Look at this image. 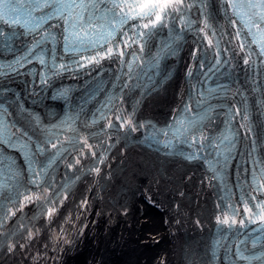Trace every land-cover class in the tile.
Instances as JSON below:
<instances>
[{"label":"snow or ice","instance_id":"obj_1","mask_svg":"<svg viewBox=\"0 0 264 264\" xmlns=\"http://www.w3.org/2000/svg\"><path fill=\"white\" fill-rule=\"evenodd\" d=\"M220 8L234 30L228 42L243 53V63L252 70L255 85L257 78L264 75V0H220ZM193 9L199 13L197 19H193ZM210 19L208 0H0V56H11V59H0V253L14 255L17 250L26 251L40 233L33 222L44 216L50 223L68 198L69 183L57 187L54 172L58 162L75 174L82 170L81 161L90 158L92 166L84 168L83 172L100 176L101 165L106 166L107 154L114 147L107 131L123 130L127 137L146 129L149 131L144 140L157 145V151L166 156L179 155L188 161L202 160L207 165L211 173L209 187L217 191L214 204L217 232L210 246L212 260L221 259L217 250L223 248V264H264V155L258 154L264 152V120H260L264 116V85L252 89L261 97L257 101L255 124L247 103L240 107L211 103L225 99L229 86L204 85L217 74L224 75L221 69L230 60L222 55L229 49H221L220 40L213 39L217 32ZM50 21L62 24H50ZM201 24L203 26L199 27ZM165 29L168 37L153 53L152 42ZM193 30L207 38L206 48L213 50V59L209 61L207 52L200 48L193 53V60H199V68L205 69L207 65L200 74L203 80L197 78L189 103L176 113L171 123L158 128L151 121H137L136 105L140 101L131 112L114 107L117 100L123 103L129 82L146 76L151 83L147 69H156L159 74L161 62L175 55L183 34ZM223 35L221 33V37ZM58 45L63 54L73 57L67 63L62 62L63 56L58 54ZM85 52L90 55H81ZM76 56L80 59H75ZM105 60L118 62L121 75L115 77L117 82L126 79L122 84L112 85L120 88L119 97L109 94L85 125L88 128L106 121L99 132L89 135H82L76 127L83 107L79 110L70 107L56 123L45 124L38 113L24 106L20 93L5 83L14 76L31 75L45 86L65 72L99 66ZM34 62L41 66L40 71L33 67L21 73L20 69ZM192 75L190 69L188 76ZM103 85V81H98L85 103L95 99L104 90ZM68 92L58 90L54 98L68 101ZM193 104L199 111L193 112ZM112 113H115L116 123L111 118ZM222 114L223 127L216 133L206 132ZM236 117H240L238 126ZM21 122L25 127L18 126ZM101 135L105 139L100 143H88L89 139ZM241 140L250 145L246 149L249 160L237 166L233 190L225 183L224 175ZM12 152L20 154L23 166L10 154ZM79 178L75 176L76 180ZM28 205L37 209L30 219L24 213ZM10 221L13 228L5 231ZM241 232L245 239L232 240V235ZM64 242L70 243L67 239ZM32 259L39 260L40 254ZM160 264L165 261L161 259ZM187 264H196V261L189 257Z\"/></svg>","mask_w":264,"mask_h":264},{"label":"bare ground","instance_id":"obj_2","mask_svg":"<svg viewBox=\"0 0 264 264\" xmlns=\"http://www.w3.org/2000/svg\"><path fill=\"white\" fill-rule=\"evenodd\" d=\"M183 60L161 91L135 104L139 116L146 110L157 118L171 114L183 92ZM31 111L43 118L41 106ZM199 173L140 146L114 144L100 176L76 181L51 222L42 216L34 225L40 233L31 246L0 253V264H187L203 249V235L214 222L211 192Z\"/></svg>","mask_w":264,"mask_h":264},{"label":"rangeland","instance_id":"obj_3","mask_svg":"<svg viewBox=\"0 0 264 264\" xmlns=\"http://www.w3.org/2000/svg\"><path fill=\"white\" fill-rule=\"evenodd\" d=\"M167 233H168V236L172 237V239H173V236H174V235H173L172 230L168 229V232H167Z\"/></svg>","mask_w":264,"mask_h":264}]
</instances>
